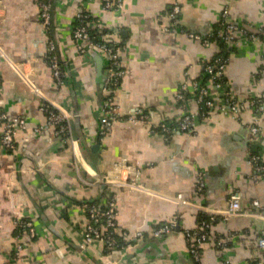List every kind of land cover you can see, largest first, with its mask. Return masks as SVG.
Listing matches in <instances>:
<instances>
[{
    "label": "crops",
    "instance_id": "0c3cea01",
    "mask_svg": "<svg viewBox=\"0 0 264 264\" xmlns=\"http://www.w3.org/2000/svg\"><path fill=\"white\" fill-rule=\"evenodd\" d=\"M40 1L0 0V43L7 54L0 58V113L27 120L12 149L3 146L0 125V264H264V249L257 245L261 217L213 221L199 262L184 235L199 225L201 214L210 216L205 209L228 207L234 193L264 215V175L256 178L250 161L259 155L264 163V119L253 137L250 106L238 118L205 107L203 116L190 94L188 109L199 114L194 132L178 130L169 137L154 128L181 115L182 85L198 81L206 62L224 55L236 97L248 105L259 98L264 107V41L237 33L236 42L223 48L211 38L222 26L225 8L240 26L264 29V0H123L120 11L104 9L103 0H51L48 26ZM176 5L180 31L165 32ZM79 14L100 20L124 46L125 75L110 94L122 116L144 107L150 113L146 120L123 118L101 134L109 61L99 50L79 53L73 37ZM50 41L66 74L64 85L53 77ZM47 98L70 112L68 140L48 126ZM103 176L137 178L149 191L122 188ZM112 197L120 238L137 231L143 237L109 254L102 242L83 246L88 221L83 203L105 204ZM255 201L261 207L253 206ZM23 220L34 223L36 236L19 228ZM173 222L172 233L154 237L158 226Z\"/></svg>",
    "mask_w": 264,
    "mask_h": 264
},
{
    "label": "built area",
    "instance_id": "2783aa9c",
    "mask_svg": "<svg viewBox=\"0 0 264 264\" xmlns=\"http://www.w3.org/2000/svg\"><path fill=\"white\" fill-rule=\"evenodd\" d=\"M124 6L123 0H103V7L106 10L120 11ZM41 19L43 23L48 26L51 24V0H41L39 2ZM180 6L176 5L169 13V20L171 24L163 27L165 32L180 31L179 27V13ZM87 14L78 15V24L73 29V37L77 43V49L81 54H87L89 50H99L106 54L109 66L108 73L104 83V90L109 94L120 84L122 78L125 75V70L122 67V52L124 46L115 39L114 33L105 30L100 20H89ZM89 20V21H88ZM91 29H97V33L93 34ZM237 33L246 34L249 40L264 41V29L257 28L256 31H252L249 28L240 26L231 17L228 8H225L222 14V27L217 32L211 35V38H221L226 43L236 42ZM190 37L195 39L203 38L201 35L188 32ZM50 49V63L53 71V77L57 84L64 85L66 83V74L63 70V66L56 52V46L53 41L49 42ZM7 57V54L0 43V58ZM228 59L222 56L215 57L212 61L206 62L205 72L208 73L209 79L205 83H200L196 79L189 80L184 83L180 89L178 99L181 101V115L178 118H168L155 129H159L167 136L172 137L173 134L180 130L184 132H194L197 129L199 121V114L196 115L188 109V94H194L196 101L199 103L201 114L207 116V111L203 109L217 108L220 112L232 115L234 118H238V115L247 107L253 109V118L250 123V131L253 137H257L261 128L260 122L264 119V107L261 105L259 98L249 101V105L240 101L231 86L230 81L226 76ZM192 87V89H191ZM210 87H215L216 92H212ZM37 93L44 96L38 87H34ZM46 98V97H45ZM47 103L43 105V110L48 113V126L54 128L58 135L65 137L68 140L72 133V121L70 118V112L63 106L56 104L51 99L47 98ZM202 105V106H201ZM205 107V108H204ZM150 113L146 111L144 107H139L134 113L127 115L126 117L121 115L120 108L114 95L110 94L106 98L102 115H101V134L107 135L111 132L113 125L116 121L126 118L133 122L143 121L149 117ZM244 124V121L242 122ZM71 124V125H70ZM0 125L2 128V144L7 149L15 147V135L19 130L27 128V120L24 117L12 118L5 112L0 113ZM37 130H41L38 128ZM154 130V129H153ZM251 164L256 172L255 177L264 175V163L259 155L253 156ZM137 177L139 172H135ZM203 173L199 176L198 187L202 189L204 187ZM107 183H112L122 188H129L135 190H148V188L137 178L134 179H120L113 177H102ZM83 180L87 184H94L91 181L83 177ZM149 191V190H148ZM177 200L188 203V201L177 197ZM253 206L259 208L260 203L255 201ZM83 207L88 213V221L83 231L84 244H91L93 242H102L105 244L108 253L110 254L115 248L120 245L122 240L125 246L132 245L143 237L142 231L134 232L133 234L123 233L122 238L117 232V218L118 211L116 205V198H109L105 204L101 203H83ZM210 214V221L203 220L194 229H187L184 232L186 240L188 242L189 251L196 261L201 260L202 249L205 242L210 237V226L213 221L218 218L228 220L234 216H245L248 218L261 217L264 219V215L259 211H254L249 207H245L240 199L238 193H234L229 198V205L223 209H205ZM19 228H25L31 236H36L35 225L31 220H23L17 222ZM176 224L169 223L158 226L153 232L154 237H162L172 233ZM259 248L264 249V230L257 240ZM21 248V247H20ZM19 248V249H20ZM21 250V249H20ZM226 264H230L229 261Z\"/></svg>",
    "mask_w": 264,
    "mask_h": 264
},
{
    "label": "trees",
    "instance_id": "16d2710c",
    "mask_svg": "<svg viewBox=\"0 0 264 264\" xmlns=\"http://www.w3.org/2000/svg\"><path fill=\"white\" fill-rule=\"evenodd\" d=\"M91 17L89 18V20L91 21ZM88 20V21H89ZM77 23V22H76ZM222 27V26H221ZM220 27V28H221ZM91 32L93 33V34H95V33H97V29H91ZM215 32H217V30L215 31ZM216 41H218V43L224 48V47H226V46H228L230 43H226L224 40H222L221 38H218V39H215ZM224 51V50H223ZM222 52H220L219 54H221ZM224 58H226V56L224 55L223 56ZM209 74L208 73H204V75H203V77H201L200 79H199V82L200 83H205L206 81H208V79H209ZM188 96H190V94H188ZM88 203H98V202H94V201H91V202H88ZM203 220H206V221H210V216L209 215H205L204 213L203 214H201V216H200V219H199V223L201 222V221H203ZM124 247L125 246V243L121 240L120 241V245L117 247V248H120V247Z\"/></svg>",
    "mask_w": 264,
    "mask_h": 264
},
{
    "label": "water",
    "instance_id": "95a60500",
    "mask_svg": "<svg viewBox=\"0 0 264 264\" xmlns=\"http://www.w3.org/2000/svg\"><path fill=\"white\" fill-rule=\"evenodd\" d=\"M179 228V227H178Z\"/></svg>",
    "mask_w": 264,
    "mask_h": 264
}]
</instances>
